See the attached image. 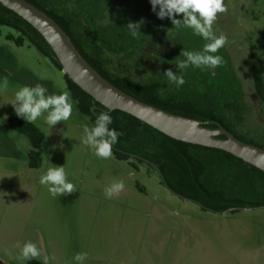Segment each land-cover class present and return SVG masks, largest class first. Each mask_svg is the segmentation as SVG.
Here are the masks:
<instances>
[{
  "label": "rangeland",
  "instance_id": "1",
  "mask_svg": "<svg viewBox=\"0 0 264 264\" xmlns=\"http://www.w3.org/2000/svg\"><path fill=\"white\" fill-rule=\"evenodd\" d=\"M94 3L111 33H124L119 38L134 50L135 60L125 56L133 59L135 69L115 57L117 69L134 80L166 83L167 92L179 89L164 72L171 69L179 75L176 64L184 45L207 41L190 28H175L167 17L158 19L159 7L154 12L149 0ZM224 3L228 11L218 15L213 30L228 38L223 49L243 83L245 99L236 107L222 104L223 116L229 123H243L250 132L259 131L264 126L252 92L250 54L255 51L264 61V0ZM108 7L111 17L122 22L119 26L109 21ZM140 21L141 36L133 38L126 27ZM8 33L14 34L0 26V259L5 264H43L42 258L17 259V245L29 241L55 257L49 264H78L74 256L81 252L88 254L83 264H264V208L210 213L198 203L172 195L150 166L136 163L140 167L136 170L130 165L133 161L97 157L82 143V125L90 124L78 114L72 98L69 120L50 128L45 113L32 123L42 142L39 166L30 168L28 139L8 125L10 117H17L11 105L14 94L21 86L40 84L47 94L56 95L66 87L62 71L31 45L6 39ZM140 140L131 143L138 146ZM50 166H64L77 190L53 197L48 186L39 183ZM113 180H123L125 188L109 199L104 189Z\"/></svg>",
  "mask_w": 264,
  "mask_h": 264
},
{
  "label": "trees",
  "instance_id": "2",
  "mask_svg": "<svg viewBox=\"0 0 264 264\" xmlns=\"http://www.w3.org/2000/svg\"><path fill=\"white\" fill-rule=\"evenodd\" d=\"M26 1L50 16L70 36L74 46L85 60L102 77L117 88L142 102L167 112L205 122L204 126L207 128L216 129V123H219L224 129L234 133L229 126V122L223 116L225 111L222 104L236 107L243 97H241L243 92L241 79L236 76L231 66L230 58L223 54V49L215 53L222 56L223 65L214 69H200L189 66L184 73L186 83L175 92H167L165 90L166 83L134 80L131 77L113 73L106 66L107 58L102 49L104 45L101 42H90L85 37L84 40L76 39L75 35L65 27L64 23L62 24V17H60L57 9L53 7L48 9L36 0ZM70 15H67L69 18L66 19L70 23L74 22V27L76 28L77 20L73 14L70 13ZM0 26L11 29L15 34L8 33L5 36L6 39L12 40L19 46L24 43L31 45L61 71L55 55L41 35L26 21L1 4ZM93 40L96 39L94 38ZM204 44L202 41L193 45L188 42L184 45L183 50L200 52L203 50ZM251 58L253 60L251 68L253 93L260 104H262L264 113V61L255 51L251 53ZM183 59L185 58L182 57L181 60ZM63 78L66 90L71 93L72 100L79 102L78 104L75 103L78 114L84 118L91 117L90 120H87L90 126L94 125L96 116L101 112H107L111 115L113 123L109 125V128L123 133L118 138V142L113 145V148L117 147L121 150L123 149L120 148L121 145L127 143L129 146V143L133 140L138 139V137L141 138L142 145L145 148L148 147L143 156L147 157L149 161L159 168L167 186L172 191L184 197L194 198L216 212L225 211L232 206H254L258 204V202H236L232 195V200L229 199V201L223 197V195L233 193L232 188L237 185V182L243 181L244 183L241 186L245 189L247 186L246 190L250 193L258 196L264 195V189H262L263 186L260 183V180H264L262 178L264 173L254 166L248 165L241 159L218 149L174 140L119 110L109 112L77 87L67 75L63 74ZM8 125L12 130L28 139L31 147L28 155V165L33 169L37 168L40 162L39 148L42 142V134L39 129L34 124L18 117H10ZM236 138L242 140L238 136ZM242 141L246 142L245 140ZM113 156L117 160L127 161L129 159L126 154L115 149H113ZM227 159L228 161H226ZM234 161L245 164L250 168V171L254 172V179L249 181L250 184L245 182L249 180V177L245 175L240 177V181L233 182L232 180L223 182V185H212L209 180L220 178L218 176L220 170L224 173L223 178L230 179L233 177V171L238 169L236 165H233ZM130 165L133 167V162H130ZM134 168L137 169L136 166ZM160 183L163 185L161 181ZM0 264H4L1 259Z\"/></svg>",
  "mask_w": 264,
  "mask_h": 264
},
{
  "label": "clouds",
  "instance_id": "3",
  "mask_svg": "<svg viewBox=\"0 0 264 264\" xmlns=\"http://www.w3.org/2000/svg\"><path fill=\"white\" fill-rule=\"evenodd\" d=\"M152 10L156 12L158 19L168 18L175 28H190L194 35L203 38L207 43L204 44L200 52L182 50L180 56L185 59L178 60L176 68L179 75L174 74L171 69L164 72L163 76L169 83L175 84L178 88L183 86L186 81L184 73L192 66L194 68H216L223 65L222 56L216 55L221 48L228 43V38L224 34L216 35L213 25L219 14L228 11L224 0H149ZM183 16L182 20L174 19L175 15ZM143 21L137 23H128L127 30L133 38L141 36L140 27ZM108 55V53H106ZM8 86L7 78L3 81V88ZM75 103H79L76 101ZM17 117L24 119L28 123H34L38 118L44 116L45 123L52 128L59 122L67 121L71 118L73 112V101L71 93L68 90L62 94H47V89L36 84L35 86H21L14 94V100L11 103ZM86 117L85 120H90ZM113 123L112 117L107 112H101L96 116L94 125L87 123L82 125L83 137L82 143L90 147L94 154L103 159L113 158V145L118 142V138L123 134L115 129L109 128ZM41 185L48 186V191L53 197L71 194L75 192L76 186L67 179V173L64 166H50L40 178ZM123 180H113L112 183L104 189V195L111 199L119 196L124 190ZM20 249L19 260H35L42 258L43 264H49L50 259L47 254L42 253L41 249L33 242H25L23 245H17ZM87 253L81 252L74 256L78 264H83L87 259Z\"/></svg>",
  "mask_w": 264,
  "mask_h": 264
},
{
  "label": "water",
  "instance_id": "4",
  "mask_svg": "<svg viewBox=\"0 0 264 264\" xmlns=\"http://www.w3.org/2000/svg\"><path fill=\"white\" fill-rule=\"evenodd\" d=\"M0 4L31 25L48 44L62 73L109 112L119 110L174 140L224 151L264 172V149L237 139L220 126L210 129L204 126L205 122L173 114L136 99L102 77L76 49L67 33L44 11L26 0H0ZM153 167L168 191L186 200L172 191L163 175Z\"/></svg>",
  "mask_w": 264,
  "mask_h": 264
},
{
  "label": "flooded vegetation",
  "instance_id": "5",
  "mask_svg": "<svg viewBox=\"0 0 264 264\" xmlns=\"http://www.w3.org/2000/svg\"><path fill=\"white\" fill-rule=\"evenodd\" d=\"M36 1L39 4L47 7L48 9L51 7H53L54 9H57L60 13V17H62V20H61L62 24L64 23L65 27L71 33H73L75 35L76 39L78 38V39L84 40V37H85L86 39L88 38L89 39L88 41H90V42H101L102 45H104V47L102 48L104 54L108 53V55H106L105 57L107 58L106 66L110 71H112L113 73L121 74V75L124 74L123 71H120L117 69V66H116L117 63L112 60V58H115V57L120 59V60L125 61L126 65L131 63L130 67L132 69H135L133 59L135 60L136 56H132L134 50L130 49V47H131L130 43L128 41L124 42L123 40H121L119 38L120 36H123L124 33L119 32L120 36L117 35L116 33H114V35L111 33L112 30L109 29L107 26L108 21L102 18V17H104L103 13L99 10V8L97 6H95L94 0H36ZM105 4H106V1H105ZM103 7L105 8V6H103ZM118 7L121 10L123 9L121 2L118 3ZM110 11H112V8L108 7V13L107 14L109 15V21L114 23V25L116 27L119 26L122 22L118 23L117 19H113L111 17L112 15H110ZM82 12H85V13L82 14ZM70 13L73 14V16H75V19L77 20L76 28L74 27V22L70 23L66 19V18H69L68 16H71ZM63 20H65V21L63 22ZM103 20H105V23H103ZM94 38L96 40H93ZM222 52L227 57L230 56L229 54H227L226 50L223 49ZM125 54L128 57H133V59H131V58L128 59V57H126ZM161 56H162V54H161ZM250 58H251V54H250ZM251 61L253 62L252 58H251ZM251 68H252V63H251ZM122 72H123V74H122ZM250 76H251V70H250ZM251 84H252V79H251ZM241 89L243 92L241 94V97L242 96L243 97L240 99L237 106L241 105L242 100L245 99V97H244L245 93H244V87H243L242 81H241ZM252 92H253V88H252ZM255 100L258 102V105H259L258 112L261 114V122L264 126L263 106H262V104H260V102L258 101L257 98ZM216 124H217L216 125L217 127L218 126L222 127L219 123H216ZM242 124L243 123H237V124L229 123V126L233 129L234 133H232L230 131H228V132L230 134H232L234 137L238 136L242 140H245L246 142H249L250 144H253L255 146L262 147V149H263L264 148V128L262 130H259V131L255 130V131L250 132L248 129L247 130L244 129L242 127L243 126ZM234 125L236 128H234ZM120 148H123V149L120 150L117 147H115L113 149L126 154L129 157L128 160L133 161L134 166L137 167V169H136L133 166L134 169H136V170L140 169V167L138 165H140V166L147 165V166H150L151 168H153L154 170H155V168L153 166H155L159 170V168L153 162L149 161L147 159V157L143 156V154L146 153V150L148 147L145 148L142 145V142H140L138 144V146H136V144H133V143H130L128 146L127 143H125V144L121 145ZM226 161H228V159ZM136 163L138 165H136ZM233 163H234L233 164L234 166L236 165L238 167V169L233 171V177H231L230 179L223 178L224 173L220 170V174H218V176L220 178H214L212 180H209L211 182V184L212 185H223L224 184L223 182H225V181L226 182L227 181L229 182L232 180H233V182L234 181H240L239 180L240 177L245 176V175H247L249 177V180L245 181V182H248V184H250L249 181H252L254 179V172L250 171V168L248 166H246L245 164H241L237 161H234ZM155 172L157 173L156 170H155ZM159 172H160V170H159ZM262 178L264 179V177H262ZM243 183H244L243 181L237 182V185H235L232 188L233 193L223 195V197L227 198L226 200H228V201H229V199L232 200V198H234V201H236V202H239V201H246V202H250V203L251 202H258V204L254 205V206H249V205L248 206H240V205L239 206H232V207H229L226 209V210L232 209L228 213H234L235 211H238V210H246V208H249L248 210L257 209V208H264V195L258 196L256 194L248 192V190H246L247 189L246 185H245L246 189L241 186ZM260 183H261V186H263L262 189H264V180H260ZM176 194H178V193H176ZM178 195H180V194H178ZM231 195H232V198H231ZM180 196H182V195H180ZM184 198L186 199V201L198 203L199 205H201L202 210L208 211L210 213H214V214L218 215V214H222V212H224V211L216 212L212 208H210L209 206L203 205L202 203H200V201H198L194 198H188V197H184Z\"/></svg>",
  "mask_w": 264,
  "mask_h": 264
},
{
  "label": "crops",
  "instance_id": "6",
  "mask_svg": "<svg viewBox=\"0 0 264 264\" xmlns=\"http://www.w3.org/2000/svg\"><path fill=\"white\" fill-rule=\"evenodd\" d=\"M3 262V261H2ZM4 263V262H3ZM5 264V263H4Z\"/></svg>",
  "mask_w": 264,
  "mask_h": 264
}]
</instances>
